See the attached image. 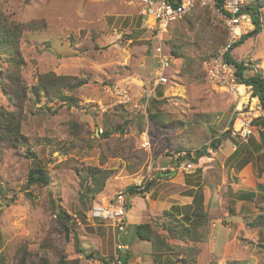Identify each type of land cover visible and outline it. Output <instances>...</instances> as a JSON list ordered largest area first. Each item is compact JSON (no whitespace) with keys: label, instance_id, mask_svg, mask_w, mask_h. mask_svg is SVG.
I'll return each instance as SVG.
<instances>
[{"label":"rangeland","instance_id":"rangeland-1","mask_svg":"<svg viewBox=\"0 0 264 264\" xmlns=\"http://www.w3.org/2000/svg\"><path fill=\"white\" fill-rule=\"evenodd\" d=\"M254 1L262 6V32L231 51V67L244 62L253 69L250 74H264V0ZM140 9L141 0H0V20L35 22L39 28L25 30L20 38L25 63L20 75L29 87L21 124L27 146H0V264H18L25 254L28 264H92L111 258L110 223L83 217L93 205L107 206L119 192L127 195L142 177L148 179L155 202L167 204L149 212L146 222L175 247L164 264H182L185 249L194 250L196 264H264V226L248 227L264 215V154L250 158L244 152L229 159L249 141L240 142L229 132L235 100L210 85L204 72V62L227 43L225 24L215 12L197 9L172 24L161 43ZM173 45L179 54L165 71L168 82L146 100L160 74L157 49L171 58ZM6 61L0 58V108L12 111L2 86L5 73L14 67ZM46 73L87 83L65 92L70 102H49L45 94L35 100L32 89ZM129 77L130 100L120 104L115 87ZM151 114L158 116V124ZM260 125L258 131H264ZM103 132L108 138L100 136ZM145 135L149 150L141 146ZM216 139L222 144L211 154L208 149ZM195 150L205 154L192 173H177L170 183L161 179L157 169L173 164L172 153ZM36 167L49 175L47 186H28ZM93 169L111 173L97 196L87 191ZM199 188L208 217L205 239L194 243L168 237L160 226L164 213L183 218ZM242 191L255 192V199L239 200ZM145 193L137 198H146ZM138 207L132 205L130 213ZM61 210L80 220L69 233L61 225ZM118 241L128 243L127 253L121 254L125 264H154L151 242L139 240L132 228Z\"/></svg>","mask_w":264,"mask_h":264},{"label":"trees","instance_id":"trees-1","mask_svg":"<svg viewBox=\"0 0 264 264\" xmlns=\"http://www.w3.org/2000/svg\"><path fill=\"white\" fill-rule=\"evenodd\" d=\"M173 5H176L180 0H169ZM256 1L248 0L247 5L244 8L243 13L250 15L254 24V30L242 36V38L236 42L231 49L225 54V60L228 64L232 65L235 62L232 61L230 53L235 48L244 43L245 40L257 37L262 32V19H261V4H255ZM39 29L37 23L32 22L27 25L7 24L0 20V58L6 57L8 64L14 67V71L7 70L4 77L6 84L2 86L4 94L8 97L10 105L14 108L12 111H8L4 108H0V146L8 145L14 149L18 147L27 146L26 138L21 133L22 124V111L29 99V87L20 75L21 68L25 63L20 51V38L25 30ZM165 42V41H164ZM170 54L173 57L178 58V48L175 45L170 49ZM213 55V56H217ZM211 56V57H213ZM210 57V58H211ZM208 58V59H210ZM235 75L237 81L245 83L247 86L252 87L254 97L258 98L264 107V74L261 71H256L250 74L251 69L246 63L241 62L235 65ZM87 83L86 80H82L76 77L70 76H56L54 73H46L39 78L38 84L32 89L35 100H39L42 94L47 96L49 102L54 100L70 102V97L65 96L66 91L73 92L76 89L81 88ZM150 117L158 124L157 115L151 114ZM264 119H257L254 121V129L252 136L249 139L248 144L241 145V148L237 149L232 158H237L242 153H248L252 158L254 153L262 152L264 154V131H258L260 124H264ZM232 123V120H231ZM119 132L123 131V127L118 129ZM258 133V136H256ZM109 133H101V137L108 138ZM227 137L228 135H223ZM230 136V135H229ZM258 142H257V141ZM221 139H216L212 142L214 148H218ZM252 146V150L248 151ZM206 150V148H205ZM205 150L202 151L205 154ZM108 171H102L101 169L91 170V183L87 186V191H90L93 196L100 194L104 187L106 180L111 176ZM50 183V177L47 172L41 168L36 167L30 170L28 176V186L43 185L47 186ZM150 187H145L144 190L137 191L136 187H131L126 191L129 194L137 192L138 194H144L149 191ZM256 197L255 192H243L238 195L239 200L248 201L253 200ZM191 211L183 218H179L175 213L169 211L164 213L165 221L160 223V226L168 237L179 241H191L194 243L201 242L205 239V227L208 223L207 213L204 205V193L199 188L193 196L192 204L190 205ZM60 220L62 218V227L69 233L73 231L75 226L74 219L65 210L60 212ZM264 226V215H261L258 221L249 223L248 227L254 229L255 227ZM135 233L137 237L146 242L152 244V256L154 258V264H164V257L166 255L173 254L174 248L169 245L165 238L156 232L151 223L140 224L135 227ZM187 251V258L182 259V264H196L195 253L193 249H185ZM84 253L83 251H80ZM28 256L25 254L18 261V264H28ZM91 258V256H88ZM104 261L105 258H100Z\"/></svg>","mask_w":264,"mask_h":264},{"label":"built area","instance_id":"built-area-1","mask_svg":"<svg viewBox=\"0 0 264 264\" xmlns=\"http://www.w3.org/2000/svg\"><path fill=\"white\" fill-rule=\"evenodd\" d=\"M248 0H180L173 5L169 0H141V17L146 26L153 32L154 37L162 43L163 36L169 31V28L175 22L182 20L185 16L197 9H209L215 12L224 22L228 31V40L222 52L219 55L210 58L204 62V72L206 81L217 88L223 89L235 100V110L232 117L229 132L240 142L247 143L252 136L254 121L264 119V107L260 100L254 97L253 89L245 83L237 81L235 69L225 60V54L231 47L238 42L243 35L248 34L251 26L254 29L252 17L243 13ZM164 42V41H163ZM160 43V45H161ZM164 45V43H163ZM157 66L160 71L159 77L154 81L150 92H146V100L153 98L159 86L168 82L165 71L170 67V59L163 54L161 47L158 49ZM131 77L117 84L115 92L120 104L129 102V91L133 85ZM127 81V82H125ZM143 87V85H142ZM257 101V102H255ZM262 129L261 127H259ZM219 144H222L220 142ZM142 148L151 149V141L148 135L142 138ZM217 149L211 146L209 153ZM197 151H178L172 153L169 158L173 164L158 168L159 174H190L195 165L189 161H182L183 157L195 156ZM151 170V167H150ZM148 179L142 177L135 186L137 191L144 190ZM130 194L125 192L118 193L112 202L107 206L93 205L84 215L87 222L110 223V227L116 233H123L127 228V214L129 209ZM74 220L80 225L77 215ZM126 247L118 242L117 236H114V247L111 258L106 257L104 261L98 260L92 264H125L121 258Z\"/></svg>","mask_w":264,"mask_h":264},{"label":"crops","instance_id":"crops-1","mask_svg":"<svg viewBox=\"0 0 264 264\" xmlns=\"http://www.w3.org/2000/svg\"><path fill=\"white\" fill-rule=\"evenodd\" d=\"M142 6V5H141ZM140 7V6H139ZM156 63H157V60H156ZM233 154V153H232ZM231 154V156H232ZM229 157L232 158V157ZM232 159H236V158H232ZM168 161V160H167ZM166 161V162H167ZM169 162H171V160L169 159ZM175 174H164V175H160L161 179L164 180L166 183H170L172 182L173 180L175 181L177 179L176 176H174ZM150 190V189H149ZM150 191L146 192L145 194H147V197H143V198H137L139 196V194L137 196H132L131 199H130V202H129V209H128V214H127V228H126V231L123 232V233H116V231H114L113 229V234L114 236H117V240L119 238V236H121L122 234H128L129 233V228H132L133 229V232L135 233V227L137 225H140V224H145L147 222V220L150 219V214L149 212H158V211H162L163 210V207H166L167 204L166 202H163V201H156L154 200L153 196V192L151 194H148ZM243 192H246V191H243ZM248 192V191H247ZM121 193V192H119ZM136 193V192H135ZM117 194V193H116ZM149 195V196H148ZM190 197L189 196H184V199H189ZM145 200H153L155 202V205L154 207L150 208V205H152L150 202L149 203H146ZM113 199L110 201L112 202ZM138 204V208L135 209L134 211H132V213H130V209H131V206L132 205H135V204ZM150 204V205H149ZM169 206H171V204L169 203ZM180 210H178L179 212ZM103 223V222H101ZM109 227V226H108ZM140 240V239H139ZM142 241V240H141ZM119 242V241H118ZM121 243V242H120ZM125 247H126V250L123 254H126L129 247H128V243H122ZM128 256V255H127ZM139 259V258H137ZM129 264V263H128Z\"/></svg>","mask_w":264,"mask_h":264},{"label":"water","instance_id":"water-1","mask_svg":"<svg viewBox=\"0 0 264 264\" xmlns=\"http://www.w3.org/2000/svg\"><path fill=\"white\" fill-rule=\"evenodd\" d=\"M99 135V134H98ZM203 153L202 152H199V153H196L194 157H192L191 155H188L187 157H183L182 158V161H189V162H192L194 165H197L200 161V159L203 157ZM138 193H133V194H130V198L132 196H137Z\"/></svg>","mask_w":264,"mask_h":264},{"label":"clouds","instance_id":"clouds-1","mask_svg":"<svg viewBox=\"0 0 264 264\" xmlns=\"http://www.w3.org/2000/svg\"><path fill=\"white\" fill-rule=\"evenodd\" d=\"M141 18H142V17H141ZM155 62H156V60H155ZM156 65H157V63H156ZM155 96H156V95H155ZM155 96H154V97H155ZM197 153H198V152H197ZM73 219H74V217H73ZM74 221H75V220H74Z\"/></svg>","mask_w":264,"mask_h":264},{"label":"bare ground","instance_id":"bare-ground-1","mask_svg":"<svg viewBox=\"0 0 264 264\" xmlns=\"http://www.w3.org/2000/svg\"><path fill=\"white\" fill-rule=\"evenodd\" d=\"M249 29L251 30V26L249 27ZM255 102H257V101H255Z\"/></svg>","mask_w":264,"mask_h":264}]
</instances>
